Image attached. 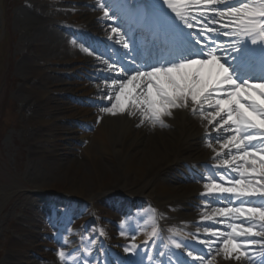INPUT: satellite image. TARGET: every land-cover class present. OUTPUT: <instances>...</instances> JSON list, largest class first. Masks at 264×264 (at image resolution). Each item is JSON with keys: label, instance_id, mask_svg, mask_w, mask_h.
Wrapping results in <instances>:
<instances>
[{"label": "snow or ice", "instance_id": "6c2138e0", "mask_svg": "<svg viewBox=\"0 0 264 264\" xmlns=\"http://www.w3.org/2000/svg\"><path fill=\"white\" fill-rule=\"evenodd\" d=\"M157 3L161 7L156 25L165 36V43L156 44L153 58L157 62L135 70L125 80L107 84L104 99L112 103L103 114H127L129 118L139 114L138 127L148 123L155 128L164 126L165 117L171 118L174 110L187 108L189 102L194 114L198 106L200 119L212 126L211 131L224 134L218 144L221 151L212 149L213 159L227 153L226 159L212 165L213 169L223 168L225 172L204 178L201 195L209 198L205 206L223 205L214 207L204 220L216 223V218H225L230 223L223 225L227 231L205 230L204 236L212 239L197 241L204 245L201 253L185 255L201 264H215L221 254L223 260L233 264H256L250 249L257 243L251 238H264V0ZM104 7L101 4L102 10ZM152 15L146 13L145 18ZM101 19H110L109 12L104 11ZM189 29L199 36L185 31ZM176 33H183L195 55L175 40ZM113 36L116 44L129 49V43L115 27L108 39ZM220 36L230 42L213 39ZM107 70L117 77L125 75L110 64ZM206 108L210 110L207 113ZM206 144L211 147L207 141ZM128 247L134 249L135 245ZM259 247L264 249V242ZM205 252L211 259H204ZM58 258L64 264L65 253H58Z\"/></svg>", "mask_w": 264, "mask_h": 264}, {"label": "bare ground", "instance_id": "6f19581e", "mask_svg": "<svg viewBox=\"0 0 264 264\" xmlns=\"http://www.w3.org/2000/svg\"><path fill=\"white\" fill-rule=\"evenodd\" d=\"M62 1L61 6L70 9L68 14L49 16L43 15L41 11L38 12L37 10L38 16L32 20L30 26L36 35L32 45L37 46L41 51L28 53L32 61L31 66L33 65L34 67V72L26 74V89L36 93V101L38 103L36 102L37 110L32 121L42 125L41 128L34 129L33 136L49 141V145L47 146L35 145L37 151L41 153L48 152V156L43 163L46 168L45 170L49 172L62 170L63 168L69 169L72 165L82 167L81 174L83 175V182H80V185L74 186L70 194L73 196L75 202L85 200L91 202V204L93 202L91 208L99 212L106 211L103 202L108 201L112 204L117 201V197L112 192L113 188L107 189L109 186L101 185L99 180L97 181V175H118V172L121 170L126 171L125 174L127 177L133 175L135 179L133 186L138 188H129L132 192H129V197L124 198H130L131 204H116L121 212L120 218L115 222L117 225L116 228H113L110 222L100 225L99 237L104 238L106 241L104 247L107 251L97 253L95 261L92 264H150L149 261L152 258L158 259V263L161 264H180L185 262L184 254L178 249L194 245V242L197 243L192 237L193 233L204 234L205 230L184 226L172 227L170 223L172 220L167 221L168 218L163 219L166 217L194 218L193 215L189 216L177 212V208L183 207L182 209H184L185 207L179 204L177 199H174L177 196H184L189 204L195 205L200 211H203L201 210L203 203L185 195L184 192L189 187L188 185L183 186V184H177L178 186H175L172 184L179 181V177L174 174V170L180 168L181 164H185L186 161H191L192 158L200 160V156H192L195 153L194 151H199L202 145L206 144V141L210 142V137H213L215 141L218 140L217 137L219 136L221 138L223 132H212V126H208L207 121L201 120L199 115L192 117L193 120L189 124L190 120L188 119V122L186 118H188V112L193 107L190 102L187 108L174 110L171 118L165 117L163 119L164 126L162 127L157 126L153 128L148 123H145L142 127H138V124H140L139 114L132 118H129L127 114L116 116L104 115L103 110L105 108L99 107L97 101L103 97L101 91L105 93L107 85L103 86L104 83H102L99 86H92L88 81L84 80L83 76H80V70L88 68L87 64L92 63L98 66L90 67L95 70L94 73H97L102 69L107 70L105 66L109 64L97 55H85V52L79 50L74 44L71 50L69 42L72 43V41L67 39L69 35L66 34L65 38L63 32L55 30L49 24L50 22L47 19H53L67 30H65L66 33L73 32L72 29H74L77 33L75 38H78L80 35L79 30L95 35L91 29L83 25L84 22L81 21L77 14V7L75 8L70 4L67 6L64 3L66 1L78 0ZM144 1V3L134 9L133 13L131 11V15L126 20L122 13V8L118 6L119 0H100L103 5L109 6L110 8L116 7L119 21L126 22L125 25L129 29L127 37L132 38L135 28L138 29L136 32L137 35H144L142 39L149 41V43H146V48L148 49L150 43H153L151 39H156L160 35V40H165V36L158 31L156 25V19L158 18L161 5L158 3L157 7L152 5L150 10L147 11L143 7L150 6L151 2L150 0ZM95 3L99 5L97 2ZM217 7H220V5ZM85 11L84 9L79 10L83 14H85ZM165 11L167 10L165 9ZM146 13H152L153 15L150 19H146ZM113 21L116 22L118 19L114 17ZM89 23L93 25L92 29L95 27L100 29L103 26L99 24L100 21H90ZM107 34L109 35V33ZM105 37L109 41L105 45L107 46L109 43L111 48H114L116 45L114 41L115 37L111 40L108 39V36ZM178 37L175 35L177 42H179ZM200 38L201 40L203 39L202 37ZM213 39L223 41L225 44L228 43V40L224 37H214ZM47 47L59 49L60 55H63V58L56 57L47 59L42 54L43 50L46 51L49 49ZM98 48L101 49V47ZM185 50H188L191 55H195V50L192 47ZM72 51L77 52L76 55L71 56L70 53L73 54ZM150 52L155 56L157 51L152 47ZM74 60L80 61L82 65L74 68L54 69L58 72L67 73V79L62 80L55 76L46 75L41 77L37 76V73L41 72V69L48 62L67 65ZM79 77H82L83 81H80L81 79ZM59 85L61 86L59 87ZM52 91L58 93L57 97L50 95ZM64 94L70 95L72 99H75L76 105L70 101H66ZM73 94L77 96L81 95L83 98H78L79 96L77 97ZM206 110L209 109L206 108L205 113L208 112ZM57 111H60L67 118L76 120L75 127H68V129L64 130L69 137L78 138L86 143L83 147L82 155L92 163L93 172L83 167V165H86L83 159L67 156L68 153L66 151L69 152L68 147L59 144V138L61 136L57 131H61L60 129H63V127L61 128L55 123L53 116ZM197 111H199L198 106ZM98 119L99 123H97ZM213 126H215V123ZM194 127L195 129L191 130ZM59 146L63 148H59ZM213 155V153H210L203 158H207L208 156L213 157ZM210 162H212L210 164L216 163L215 160H210ZM190 169L191 171H185V175H182V177H188L187 181L191 176L202 177L200 174H206L200 167H196L198 173H195L193 171L194 169ZM92 179L94 181L91 183ZM150 184L153 186L151 193L148 197H145L142 195L144 194L143 190L145 186L148 187ZM86 185L87 188H85ZM9 192L7 189L3 190L0 195V204L5 201ZM132 195L135 197L131 198ZM160 195L165 199L163 203H159L161 200ZM99 196L100 198H98ZM198 223L203 224L204 219H201ZM136 224L139 225L137 226ZM122 225L123 227H121ZM205 239L208 240L210 237H205ZM174 244H180L181 247H173ZM129 245H135V248H129ZM165 245L166 249L164 248ZM126 249H128L127 252L125 251ZM251 257L255 259L252 254ZM255 260L256 264H261L263 258ZM188 262L186 261V263ZM215 264H233V261L223 260L221 254L215 260ZM235 264H248V261H236Z\"/></svg>", "mask_w": 264, "mask_h": 264}, {"label": "rangeland", "instance_id": "374dc122", "mask_svg": "<svg viewBox=\"0 0 264 264\" xmlns=\"http://www.w3.org/2000/svg\"><path fill=\"white\" fill-rule=\"evenodd\" d=\"M62 3V0H0V7L2 6L3 14V24L0 28V186L17 188L18 190L10 203L0 213V264H61L58 258V253L60 252L65 253L66 259L64 264H79L76 260L78 254L85 251L88 255L85 260L91 261L92 254L95 252L94 249H91L93 238L97 233V229L94 228L95 223L101 222L103 224L110 222L114 228L115 220L118 218L116 217L118 211H114L112 206L107 202H103L107 211L94 214L91 210L90 202L74 201L70 193L74 186L80 185V182H83V175L81 174L82 167L72 165L69 169L63 168L62 170L47 172L43 163L48 156V152L41 153L35 148V145L47 146L49 145V141L33 136L34 129H39L42 125L32 121V118L36 114V102L38 103V101H36V93L26 89V74L34 72V67L33 65L31 66L32 61L28 53L38 52L40 49L32 45L36 35L30 26L32 20L37 18L39 11L43 15L49 16L68 14L70 9L68 7H62ZM64 3L67 6L70 4L75 8L77 7L76 11L81 20L87 19L92 14L90 10L87 11V14H83L82 12H78L79 9H93V16L99 11V9L93 8L92 5L90 6L84 3V0H78L76 2L66 1ZM47 20L55 30L63 32L65 38L66 34L69 35L67 39L72 41V43L69 42L71 50L74 44L79 50L84 51L85 55L88 52H92L95 55L101 54L94 52L87 45L81 43L80 40L74 38L72 33H66V29L59 22L53 19ZM47 48L49 49L42 51V54L47 59L56 57L63 58V55H60L59 49ZM72 53H70L71 56L76 55L77 52L72 51ZM99 56L102 57L101 55ZM105 60L108 61L107 59ZM108 64L112 65V63ZM81 65L78 60L71 61L67 65L48 62L41 69L42 71L37 73V76H55L64 80L68 78V74L55 71L54 69L74 68L80 67ZM90 65L91 67H98L92 63ZM123 72L126 74L124 76H127V73L125 71ZM97 73H94L91 69L85 70L84 68L80 70V76H83L84 80L88 81L92 86H99L102 83H104V86L113 81L120 82L125 80L117 77L113 72L107 74L106 69L99 70ZM79 78L81 79L80 81H83L82 77ZM107 90H105V93L101 91L103 97L97 101L98 106L101 108L110 106L111 101H105L104 99ZM57 94L54 91L50 92L51 96L57 97ZM73 95L77 96L76 94ZM78 96L82 98L81 95ZM64 98L66 101H70L76 105L75 99H72L70 95L64 94ZM188 115L186 120L189 119L190 122L189 120L188 122L190 124L193 120L192 117L199 115V111H196L195 114L190 112ZM53 117L55 123L61 128L63 127L57 133L61 136L59 138V144L68 147L69 152H66L69 155L67 154V156L83 159L86 164L83 167L93 172L92 163L82 155V150L86 143L78 138L69 137L64 130L68 129V127H75L76 120L63 116L60 111L55 112ZM116 120L118 121L117 117ZM194 129L195 127L191 130ZM209 139L211 141L207 142L211 147L208 144L202 145L199 151H194L195 153L192 154V156H200V160L192 158L191 161H186L185 164H181L180 168L174 170V174L179 177V181L172 183L175 186H178L177 184H183V186L188 185L189 187L184 192L185 195L205 205L209 198L201 195L204 191V178L210 174L212 176H219L225 172L223 168L216 170L213 169L212 165L205 164L206 162L204 161H208L209 163L211 158H202L213 153L212 149H215V151L220 150L218 143L222 142V139L219 141H215L213 137ZM59 148L63 147L59 146ZM222 158L226 159L227 153L215 159L219 162ZM192 163H196L207 173L206 176L204 175V178L198 179L197 176H191L187 181L188 177H182V175H185V171H191L190 168L195 169ZM121 171L118 172V175L98 174L97 181L99 180L101 185L109 186L107 189L113 188L112 192L122 195L124 193L129 194V192H132L129 188L138 187L133 186L135 184L133 175L127 177L125 174L126 171ZM93 181L94 179L91 180V183ZM150 186L151 184L148 187L145 186L143 190L145 196H149L151 193L153 186ZM85 188H87V185ZM155 193L157 194V192ZM160 198L159 203H163L165 199L161 195ZM174 199H177L179 204L185 206L184 209H182L183 207L176 209L179 214L193 215L194 218H164L163 220L167 218V221L172 220L170 222L172 227L184 226L187 228L193 227L217 232L227 231L223 225L230 222L225 218H216V223L205 220L203 224L198 223L201 219H204V216L210 215L214 207H221L223 205L215 203L209 204L208 206H203L204 208L201 209L203 211H200L195 205L189 204L184 196H177ZM225 199L227 200V198ZM62 214L65 219L64 228H58V225L55 223V218ZM238 223L242 224L244 222L240 221ZM55 225L57 227L56 229H54ZM23 229L26 230V233H23ZM35 232H38L40 235L39 242L27 241L29 233ZM205 237L199 233L194 234L196 240L205 239ZM251 239L256 240L257 245L264 242V238L259 240L257 238ZM198 245L199 247L188 248V252L194 255L201 253L204 245ZM260 250L263 249L253 247L250 249V252L256 258H264V255H262L264 252ZM185 252L187 251L185 250ZM203 255L205 260L211 259L206 252ZM186 264H201V262L190 259Z\"/></svg>", "mask_w": 264, "mask_h": 264}]
</instances>
